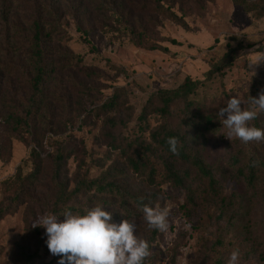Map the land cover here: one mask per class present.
Masks as SVG:
<instances>
[{"label": "rangeland", "instance_id": "1", "mask_svg": "<svg viewBox=\"0 0 264 264\" xmlns=\"http://www.w3.org/2000/svg\"><path fill=\"white\" fill-rule=\"evenodd\" d=\"M5 1L11 2L12 7L4 14L0 0V71L11 70V75L4 81L3 94L9 108L7 111L21 116L29 105L30 96L25 39L32 0ZM45 2L57 7L62 14L61 38H54V46L61 45L79 55L82 65L99 73L87 82L90 97H84L82 103L88 108L94 107L98 103L90 106L92 99L102 103L112 96L115 88H122L125 95L121 98L126 105H120L119 111L124 116V129L128 132L136 130V118L151 93L174 88L185 76L203 80L197 96L206 102L226 101L235 96L247 103L250 96L258 97L264 91V63L255 68L254 76L248 68L250 61L264 57V16L255 19L231 0H211L203 13L192 11L185 17L187 29L162 17L156 20L149 41L165 47V51L137 47L120 32L104 33L97 27L101 16L96 11L94 0ZM80 16H83L84 27L90 29L89 44L76 29V18ZM170 38L180 44L170 43ZM228 46L235 48L233 64L220 73L206 75L211 65L220 61ZM57 58H61L60 53ZM60 77L64 81L74 78L73 74L66 72ZM64 90L67 89L62 85H52L50 95H63ZM60 100L61 96L56 97L52 103L60 108ZM69 101L73 104L71 95ZM64 120L65 115L62 114L50 130L46 119H39L32 128L22 125L19 129L15 124L6 125L0 119L1 205L8 203L13 191L3 182L14 176L18 167L24 173L31 169L28 156L35 145L34 137L42 136V157L52 153L53 142L68 136L73 138L76 153L67 161L69 176L76 171L80 159L89 167V178L98 177L110 166L115 153L99 138L102 118L92 117L82 124L76 121L65 126ZM226 133L227 129L220 125L207 134L203 155L217 168L227 166L228 155L233 151L228 149L231 141L225 137ZM81 168L84 167L81 165ZM221 179L224 193L233 200L228 208L227 217L230 218L212 225L206 219H203L204 225H198L201 213L191 218L183 214L181 190L168 184L161 187L162 195L156 205L168 209L167 228L158 230L159 236L152 246V264H170L168 251L178 241L181 246L176 251L175 264H227L230 253L236 249L240 252L239 264H264V195L261 193L264 183L258 184L260 191L257 194L233 173L223 175ZM39 208L35 207L34 217L22 205L0 218V264H24L22 250L39 255L34 264H59L60 257L52 255L47 247L46 230L32 227L39 217L46 214L38 211ZM63 219L58 218L59 221ZM146 226L145 222L140 224V227ZM217 240L221 245L215 246Z\"/></svg>", "mask_w": 264, "mask_h": 264}, {"label": "trees", "instance_id": "2", "mask_svg": "<svg viewBox=\"0 0 264 264\" xmlns=\"http://www.w3.org/2000/svg\"><path fill=\"white\" fill-rule=\"evenodd\" d=\"M210 1L94 0V3L101 16L97 27L104 33L120 32L137 47L165 51V47L149 41L155 30L154 22L162 17L187 29L185 17L192 11L203 13ZM231 1L255 19L264 16V0ZM1 3V11L7 14L12 7L11 2L1 0ZM30 9L25 39L26 67L30 74L29 105L21 116L7 111L9 108L4 100L3 84L6 77L11 75V70L3 69L0 71V119L6 125L15 124L16 129L22 125L32 128L39 119H46V126L51 130L62 114L65 115L64 126L73 125L76 121L82 124L92 117L102 118L99 138L115 154L110 159V166L96 178L88 177L89 167L81 159L76 171L69 176L67 161L76 153L73 138L68 136L62 141L53 142L52 153L42 157V136L34 137L35 145L28 156L31 169L24 173L18 167L14 176L3 182L13 191L8 203L0 204V218L22 205L33 217L36 215L35 207L40 206L38 211L54 214L58 218H63L62 214L66 211L84 214L86 209L100 205L112 213L113 222L129 219L136 223L137 234L150 245L151 255L144 264H152V246L159 232L148 225L140 227L145 222L140 209L145 204L156 205L161 198L163 185L168 184L182 191L183 214L191 218L201 213L202 218L198 220L200 226L205 224L203 219L212 225L230 218L227 217L228 208L233 200L224 193L223 175L233 173L236 178L242 179L240 182H244L248 189L259 194L258 184L264 183V142L244 144L238 139L231 141L228 149L233 151L228 155L225 168L208 163L203 155L207 134L221 125L217 113L226 106L228 99L206 102L198 98V89L203 85V80L185 76L178 86L151 93L136 118V130L128 132L124 129V116L119 111L120 105H126L121 98L125 95L124 90L115 88L112 96L102 103L92 99L90 106L98 103L94 107L84 105V97H90L87 82L99 73L82 65L79 55L61 45L54 46V38H61L59 35L62 31V14L57 7L46 4L45 0H32ZM76 21V29L89 44L87 38L90 29L84 27L83 16L77 17ZM168 41L180 44L175 39ZM234 50L229 47L220 61L211 65L206 75L220 73L223 68L231 66L235 58ZM58 53L60 59L57 58ZM63 72L73 74L74 78L64 81L60 77ZM56 84L67 89L62 92L63 95H50L52 85ZM70 95L73 104L69 101ZM59 96L60 108L52 103V99ZM242 107H249L248 102H244ZM125 109L128 110V106ZM249 126L264 129V113L251 121ZM170 137L179 142L178 154L170 151L167 143ZM261 193L264 195V189ZM25 223L27 225V219ZM217 241L215 246L221 245V241ZM16 246L20 248L18 243ZM179 246L178 241L169 249L170 264H175ZM213 250L216 252L215 248ZM21 254L24 264H34L35 259H39L35 252L22 250Z\"/></svg>", "mask_w": 264, "mask_h": 264}, {"label": "clouds", "instance_id": "3", "mask_svg": "<svg viewBox=\"0 0 264 264\" xmlns=\"http://www.w3.org/2000/svg\"><path fill=\"white\" fill-rule=\"evenodd\" d=\"M262 63L264 57L248 63L253 76L256 75L255 68ZM243 103L234 96L218 110L219 121L227 129L225 137L244 144L264 142V129L249 126L264 113V91L258 97H249V107L243 108ZM167 143L170 151L178 154V140L170 137ZM140 210L149 228L160 231L167 228V208L145 204ZM62 216L63 221H59L58 216L46 213L32 225L46 230L47 247L52 255L60 257L59 264H144L151 255L150 245L137 234L134 221L123 219L115 223L112 213L100 205L86 209L84 214L66 211ZM239 259V250H233L227 264H239Z\"/></svg>", "mask_w": 264, "mask_h": 264}]
</instances>
